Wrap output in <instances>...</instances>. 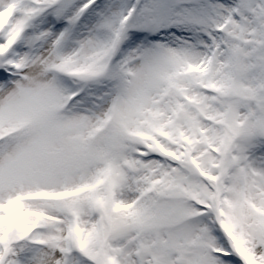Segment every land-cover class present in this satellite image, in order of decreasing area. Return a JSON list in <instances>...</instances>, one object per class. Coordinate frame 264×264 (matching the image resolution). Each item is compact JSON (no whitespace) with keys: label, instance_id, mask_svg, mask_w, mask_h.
I'll use <instances>...</instances> for the list:
<instances>
[{"label":"snow or ice","instance_id":"snow-or-ice-1","mask_svg":"<svg viewBox=\"0 0 264 264\" xmlns=\"http://www.w3.org/2000/svg\"><path fill=\"white\" fill-rule=\"evenodd\" d=\"M0 264H264V0H0Z\"/></svg>","mask_w":264,"mask_h":264}]
</instances>
